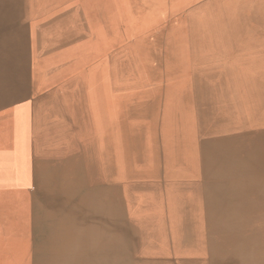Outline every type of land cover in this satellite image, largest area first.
<instances>
[{"label":"bare ground","instance_id":"obj_1","mask_svg":"<svg viewBox=\"0 0 264 264\" xmlns=\"http://www.w3.org/2000/svg\"><path fill=\"white\" fill-rule=\"evenodd\" d=\"M16 1L0 0V264L136 252L131 185L162 175L202 180L219 264H264V0H171L162 56L146 47L164 0L126 17L116 0H60L46 24Z\"/></svg>","mask_w":264,"mask_h":264},{"label":"rangeland","instance_id":"obj_2","mask_svg":"<svg viewBox=\"0 0 264 264\" xmlns=\"http://www.w3.org/2000/svg\"><path fill=\"white\" fill-rule=\"evenodd\" d=\"M21 1L24 5H22L20 9L22 10L24 8L25 10L23 9L22 12L20 13L18 12L19 15L17 16H19L23 20V18L25 17H30L31 15H37L39 22L46 24L47 22L51 21L50 20L51 18L49 15L50 11L54 9V7L58 4L60 0H48L47 2L48 5L47 4L44 5V2L42 0H33V1L27 0V2H23V0H17L15 4ZM116 1L118 4V8H117L118 15L120 13L121 15L126 17L127 13L130 12V0H121L120 10H119V0H116ZM170 1L171 0H164V9L166 8V11H164V17L163 19L160 20L161 23L158 22V25H159L158 31L155 34V36L150 40L149 45H147L146 47V50H149L153 42L155 41V39L157 38L160 39L161 42L158 47H160L161 56L162 54H164V45L167 44L169 41L167 38L168 35L170 34L169 32L174 29V25H175L174 17H178V15H180V13L182 12V11L181 12L179 11L177 15L171 14L172 11H171ZM100 4L101 5L103 4L102 0H100ZM18 7L19 6H17V8ZM36 9H38V11ZM118 21H119V17H118ZM123 27L124 25L120 23L119 21V32H120V28L123 29ZM0 28H3V25ZM161 56L159 55V60L162 61V58H160ZM165 70H166V67L165 69L160 67L159 72H157V75L160 76L161 74H164ZM124 75H125L126 80L130 79V72H125ZM72 83L74 82L72 81ZM122 90L123 89L119 88V91H122ZM160 182L157 185H155L154 183L150 185L140 184V183L131 185L136 188L134 189L136 192L132 191L130 192V194L132 195V193L134 192L135 198L133 199H135V201L137 202V205H138L137 209L140 211L139 213L140 216L139 217L136 216V218L134 219V217L131 216V212H130L131 218L130 217L126 218L124 222L125 223L129 222L130 226H133V224L136 226L133 229V231L135 232V237H134L135 242L137 241V244H138L137 249H135L136 252L132 253V251L130 250L131 252L130 253L129 250L128 251L118 250L115 253L109 255L110 248L109 246L104 245L102 246L103 247L102 250L97 251L94 255L90 257V260L92 262L95 260H100L101 262H107L111 264H122V263L123 264H196V263H189L186 260L187 257H193V258H196L195 260L201 259L203 262H205V263L200 262L199 264H213V263L219 264L218 258L214 259V256H213V250L211 248V243H210L211 238L209 237L212 234L210 232V229L207 227L208 220L206 217H203V214H202L203 212H198L196 208V206H199V205L201 207L202 203L204 202V198L201 199L200 197V187H201V184L203 183L202 180L194 179L193 181L190 182L189 180L183 179V180L178 181L177 183H173L169 179L165 178L164 175H162V177L160 178ZM130 188L133 189L132 187ZM160 197L162 198V200ZM113 199L115 200V202H117L118 198H117L116 193L113 195ZM200 200L202 202H200ZM174 203H177V204H174ZM171 204L173 205V207H175V209L172 208ZM130 211H132L131 208H130ZM157 219L159 220V223L157 222ZM253 219L255 218L246 219V222H247V226H245L246 228L248 227L256 228L255 225L258 221L257 219L256 220H253ZM176 223H179V224H176ZM197 223L199 224L201 223L200 228L197 227L196 225ZM160 224L162 225L160 226ZM126 230H128V228ZM128 232L130 233V231ZM176 234L178 236L177 238L179 239L175 238ZM104 235H106V232L104 233ZM117 235L118 234H116V236ZM157 236H159L161 240L160 243L156 241L157 238L153 239V237H157ZM67 240L72 245L78 242V240L70 236H67ZM127 241L129 243L128 239ZM161 245H163L162 254H159L156 251L157 249L158 250L161 249ZM148 250L152 252H148ZM190 250H193V251H190ZM171 252L172 254H174V252L176 253L179 252L176 255L182 258H178V259L179 260L184 259V260H182L181 262H176L174 260L175 257L173 258V256H167V254H171ZM60 254H63V253H60ZM116 257L118 258L114 259ZM110 259L113 261H111ZM72 261L75 263L73 257H72ZM75 264H81V263H75Z\"/></svg>","mask_w":264,"mask_h":264}]
</instances>
